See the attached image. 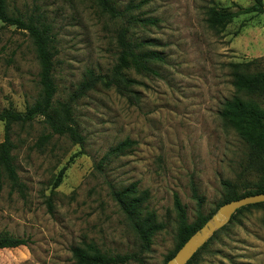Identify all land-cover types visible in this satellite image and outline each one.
<instances>
[{
  "label": "rangeland",
  "instance_id": "obj_1",
  "mask_svg": "<svg viewBox=\"0 0 264 264\" xmlns=\"http://www.w3.org/2000/svg\"><path fill=\"white\" fill-rule=\"evenodd\" d=\"M5 4L10 15L50 26L55 102H67L88 71L110 76L121 27L133 43L148 42L146 49L163 60L149 64L155 75L126 71L137 83L129 88L96 87L71 103L82 145L56 135L42 141L50 132L41 118L12 127V156L24 189L21 195L1 179L0 233L27 246L1 250L0 264H76L72 249L87 245L107 256L138 254L135 233L112 198L132 184L148 193L142 216L154 213L163 225L149 252L138 257L143 264H163L175 247L174 194L191 224L198 212L218 210L224 184L244 192L262 180L249 146L219 113L234 95L230 65L254 61L248 72L264 73V18L239 16L223 30L206 22L211 8L235 12L251 0H114L119 18L102 13L93 0ZM38 73L27 33L0 23V112L24 113L37 100ZM257 101L264 109V98ZM3 137L0 122V143ZM124 141L132 145L107 155ZM63 167L62 182L52 191ZM193 191L202 199L199 207ZM196 262L264 264V209L235 214L207 240Z\"/></svg>",
  "mask_w": 264,
  "mask_h": 264
},
{
  "label": "trees",
  "instance_id": "obj_2",
  "mask_svg": "<svg viewBox=\"0 0 264 264\" xmlns=\"http://www.w3.org/2000/svg\"><path fill=\"white\" fill-rule=\"evenodd\" d=\"M93 1L102 13L109 15L111 18L122 16L115 8L114 0ZM251 2L252 4L246 8L237 7L235 12L211 8L207 11L206 22L211 29L223 30L233 19L239 16L257 14L264 18L263 1L251 0ZM0 23L3 26H13L15 29L27 33L39 67L38 83L40 92L37 100L24 113L11 109L0 112V122L4 126V137L0 143V182L2 178L5 179L12 190H17L22 195L24 185L17 175L12 156L14 145L11 141V131L14 125H30L35 119L41 118L50 132L48 135L41 137L42 141H47L52 135H56L66 137L73 144L82 145L83 139L75 125L71 103L96 87L107 90L122 84L125 88H129L137 83L126 78V71L131 70L136 74L155 75L149 64L161 62L163 58L157 51L146 49L148 42L133 43L128 37L127 28L121 27L116 35V45L119 51L110 76L95 75L93 72L88 71L85 79L78 85L67 102H55L56 87L53 79L55 49L50 26L31 18L24 19L20 15H10L5 0H0ZM134 23L153 24L154 22L148 19H134ZM253 63L254 61L230 65L231 85L234 89V95L224 102L219 114L221 119L249 146L253 159L259 164L262 180L254 189L244 192H239L229 183L224 184L226 191L216 209L231 201L264 194V109L257 101V99L264 98V73L248 72ZM130 145H132L131 142L124 141L108 152L107 155L121 153ZM65 170L66 167H63L56 175L52 183V191L61 184ZM112 198L135 233L139 242L138 254L107 256L95 247L87 245L84 248L72 249V258L76 264H127L130 261L143 264L138 255L149 252L153 236L163 230V225L156 221L154 213L148 212L142 216L143 205L148 200L147 191L138 193L135 184H132L121 191L112 192ZM193 198L197 201L199 207L202 199L197 197L194 191ZM47 207L49 210L51 209V198L47 199ZM173 208L177 223L175 247L167 255L163 264H166L181 246L206 224L216 211H213L209 216H203L198 212L195 221L189 224L185 209L176 194L173 195ZM249 208L264 209V203L242 207L235 214ZM205 244L195 252L187 264H197V254L203 250ZM25 246H27L26 240L12 237L6 232L0 233V251Z\"/></svg>",
  "mask_w": 264,
  "mask_h": 264
},
{
  "label": "water",
  "instance_id": "obj_3",
  "mask_svg": "<svg viewBox=\"0 0 264 264\" xmlns=\"http://www.w3.org/2000/svg\"><path fill=\"white\" fill-rule=\"evenodd\" d=\"M260 203H264V194L244 197L220 206L211 219L195 232L166 264H187L195 252L201 248L216 231L220 230L230 221L237 210L242 207Z\"/></svg>",
  "mask_w": 264,
  "mask_h": 264
}]
</instances>
